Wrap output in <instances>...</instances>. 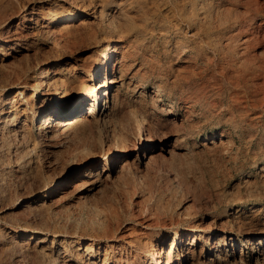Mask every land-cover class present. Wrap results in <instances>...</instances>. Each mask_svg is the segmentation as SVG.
Listing matches in <instances>:
<instances>
[{
    "label": "rangeland",
    "instance_id": "1",
    "mask_svg": "<svg viewBox=\"0 0 264 264\" xmlns=\"http://www.w3.org/2000/svg\"><path fill=\"white\" fill-rule=\"evenodd\" d=\"M171 1L0 0V101L5 92L3 87L16 76L17 66L32 65L33 70L30 74L33 79L38 75L35 72L36 68L38 70L40 66L55 61L74 64L72 66L79 68L85 63L91 64L95 60H101L103 54L108 51L106 44L113 41L125 44V49L131 56L130 63L133 62V66L130 67L132 72L128 73V76L136 68L140 69L139 74L133 77L131 85L140 83L143 89L140 100L138 98L139 101H136L131 98L132 86L125 84L128 89L125 87L124 93L128 92L127 96L131 100L121 107L123 113L118 112L109 127L110 132L105 131L102 119L99 118L100 134L95 137V143L99 145L97 147L105 152L106 137L111 135L110 139L115 138L125 146L123 147L127 149L128 155L121 158L115 170L108 168L100 190L92 200L93 203L73 200L76 205L73 203L72 208H64L65 210L60 206H52L29 214L20 212L22 209L20 201L24 194L47 179L46 168L39 167L41 175L39 172L38 175L26 174L28 177L24 173L19 175L14 170H8V167L9 164L15 163L14 150L20 151L22 146L14 142V146L12 144L8 147L10 154L6 153L8 148L0 150V167L3 164L0 168V264H57L58 256L50 251V247L41 249L37 246L33 250L30 249L31 251L29 248L23 250L22 253L17 243L10 240L15 230L22 233L29 229L37 230L39 235L47 229L50 233L41 244L50 246L52 240H62L66 244V249L70 251L77 248L84 250L88 241H92L89 237H95L96 240L88 244V247L92 249L100 246L102 257L104 252H108L109 257L113 258L112 249H117L118 243H122L119 245L122 253L128 254L129 262L136 261V264H149L148 251L151 248L159 251L164 238L169 235V240L172 239L176 230L179 231L183 242L190 241L193 233L198 235L203 232L204 237L195 244L196 256L191 264H208L212 260L214 264L226 262L229 264L236 254L240 253L241 247L248 245V262L254 264L246 233L248 223L244 219L246 214L255 211L264 217V7H261L264 0ZM69 11H80L85 15L67 22L68 28L61 29L58 34L65 37H60L57 45L53 46L44 40L42 34L33 27L36 21L39 23L36 26H40L54 14ZM62 23L57 21L55 27L60 28ZM11 36L18 38L15 42L20 48H10L7 45ZM247 36H256L260 40H252L249 44L244 41ZM207 41L212 50L208 47ZM225 42L230 44L232 52H229L228 58L221 55L223 49L227 50ZM188 44L200 46L202 55L209 57L199 59L197 62H194V59L193 62H185L183 57L192 54L188 51L183 57L177 58L182 46ZM61 45H65V48ZM2 50H10V54L4 55L1 53ZM213 52H217L214 57ZM64 55L66 58L62 59ZM255 63L261 67L252 70ZM243 69L249 77L246 86L240 87L236 80L237 75L245 71ZM96 81L98 78L94 79V82ZM152 95L160 97L159 101L152 102ZM160 108H165L164 112L168 114H162L163 110ZM138 114L144 115L142 123ZM138 126L157 140L161 141L164 138L167 140L166 145L161 147L155 160L150 162L147 168L144 162L142 165L136 158ZM221 130L231 143L228 152L218 153L202 145L206 136ZM7 156L10 158H6ZM37 178H40V182ZM51 181L52 178L48 179V182ZM183 208L185 209L182 210ZM150 218L155 222L145 227L146 220ZM110 219L112 224L109 223ZM115 219L119 223L117 221L115 223ZM138 221H142L141 224ZM67 225L69 228L72 226L73 229L70 228L72 231L75 229L74 231L81 232L79 240L82 243L67 245L68 236L65 232L70 231ZM129 225L136 226L137 231L128 235L124 228ZM116 229L117 231H114ZM223 229L225 238L233 237L236 240L235 255L232 253V242H229L228 259H223L227 254L225 246L221 251L214 249V244L222 235ZM93 230L97 234L92 233ZM113 235L115 237H112ZM169 240L164 244L165 249L169 245ZM112 242L117 245L113 244L111 247ZM41 251L45 253L42 254ZM181 261V264L186 263L184 257ZM173 262L178 264L176 253Z\"/></svg>",
    "mask_w": 264,
    "mask_h": 264
},
{
    "label": "bare ground",
    "instance_id": "2",
    "mask_svg": "<svg viewBox=\"0 0 264 264\" xmlns=\"http://www.w3.org/2000/svg\"><path fill=\"white\" fill-rule=\"evenodd\" d=\"M142 5H143V3H142ZM261 7L263 8L264 4ZM147 11H149V10H147ZM82 15H85V13L80 12V11H69L67 13L62 12L61 14H54L51 18H48L46 20V22L44 24H41L40 26H36V25H39V23L36 21L35 22L36 24L33 27H34V29H36V31H39L42 34V37L44 40H46L49 43H52L54 46V45H57L59 43V38L63 37L62 35L59 36L58 34H60L61 29L63 30L65 27H67L66 25H69V23H67V22L68 21H75V20L79 19L80 17H82ZM147 15H149V14H147ZM180 15H181V13H180ZM6 16H9V15L6 14ZM150 16L152 17V15H150ZM29 17L31 18V16H29ZM147 17H149V16H147ZM159 19H160V17H159ZM3 20H4V18H3ZM185 20H187V19H185ZM57 21L61 22V23L64 21L62 23V26L59 25L60 28L55 27V23ZM157 21H158V19H157ZM183 22H184V20H183ZM187 24H189V23H187ZM74 25H73V27H74ZM59 26H57V27H59ZM115 26H118V25H115ZM145 26H146V24H145ZM71 29H70V31L72 33ZM169 29H168V31H169ZM144 30H146V29H144ZM39 32H37V33H39ZM143 32H145V31H143ZM165 32H167V31L165 30ZM217 32L219 33L218 30H217ZM235 32L237 33V31H235ZM147 33H149V32H147ZM17 35H19V34H17ZM214 35H219V34H214ZM25 36H27V35H25ZM197 36H199V35H197ZM230 36H231V34H230ZM143 37H145V36H143ZM153 37H151V38H153ZM218 37L219 36H217L216 38H218ZM225 37H227V36H225ZM232 37H234V36H232ZM258 37H261V36H258ZM258 37L247 36L244 38V41L248 42L250 44V43H252V40L257 41V39H259ZM17 39L18 38H16L15 36L9 37V39L7 41V45L10 48L11 47L12 48H15V47L20 48V45H18V43L15 42ZM230 39H231V37H230ZM149 40H151V39H149ZM259 40H258V42H259ZM201 41H203V40H201ZM228 42L230 43V41H228ZM31 43H30V45H31ZM61 43H63V42H61ZM225 43L227 44V42H225ZM207 44L209 45L208 47L211 48L209 41H207ZM249 44H247L248 47H249ZM173 46H174V44H173ZM62 47L65 48V45ZM142 47H143V45H142ZM204 47H205V45H204ZM226 48H227V50H224V49L222 50L221 55H223L224 57L227 56V58H228L229 52L231 49L230 44H227ZM233 48H235V47H233ZM233 48H232V50H233ZM106 49L108 51H106L105 53L103 52L104 54H103L101 60H99V59L95 60L91 64L85 63L84 65L80 66L79 68H77V66H72L74 64L70 65L67 63H61L60 61H55V62H52L51 64L48 63L45 66H40L38 68V70H37V68L35 69V72L38 73L36 79H33L31 74H30V72L33 70L32 65L28 64L25 67H22L21 65H19L16 67V70H15V72H16L15 78L12 77L13 79L11 81H9V83H7L3 87L5 92L2 95V100L0 101V150L3 151L5 149H7L8 147L12 146V144L14 142H18L22 146L20 151L14 150V152H13L14 160L13 161L15 163H14V165L9 164L8 170H12V171L14 170V171L18 172L19 175L22 173H24L25 175L37 173V175H38V172L40 174L39 170H41V168L39 169V167H44V168H46V174H47L46 180L41 182V184L39 183L38 186L36 185L35 187H33L29 192H26V194H24L23 198H21L20 204L22 203L21 204L22 209L20 212H23L25 214L26 213L29 214V213H32L34 211L38 212V210H40V209H44V208L52 207V206L53 207L60 206V207H63V209L64 208H72L73 203H74L73 200L74 201L76 200L78 202H79V200H82L81 202L91 203V201L93 200V198L96 195V192L98 194V190H100L99 188L102 184V180L104 179V177L107 174L108 168H110L111 170H115L117 167V164H119L121 158H123L128 153L127 149L124 148L125 146L123 145L124 146L123 147L122 144L117 139H115V138L110 139L109 138L111 135L109 137H106L107 138L106 143L103 141L106 145V148H105L106 151L105 152H103L99 147H97L99 145H96V143H95V137L100 132V127H101V124L99 122V118L102 119V123H103V126L105 128V131L109 130V132H110L109 127H110L112 121L114 120V118L117 116L118 112L121 111V107L125 106V104L128 102V100L129 101L131 100V99H129V96H127V94H129V93L128 92L124 93L123 89L125 87L127 88V86H125V84H128V85L130 84L129 86H132L131 84H133V82H131V81L133 80V77L135 75H138L140 72V69L136 68L134 70V72L130 76H128V73L132 72V71H130L131 70L130 67H131L133 62L130 63V61H131V60H129L130 54H128V52H127L128 50L125 49L124 43L121 44L120 41H113L111 43L109 42L106 44ZM98 50H99V48H98ZM118 50H119V52H118ZM211 50H212V48H211ZM179 51L180 52L178 53V55L177 56L175 55L177 58L183 57V55L186 54L188 51L192 52V54H187L183 57L185 62H190V61L191 62H193V61L197 62V61H199V59H204L205 57H207V58L209 57V56L202 55V53L200 52V46L198 47L195 44H188L186 46H182V48ZM247 52H248V50H247ZM1 53L4 55H9L10 50H2ZM215 53H217V52H215ZM215 53H214L213 57L215 56ZM230 53H232V52H230ZM119 54H120V56H118ZM208 55H210V54H208ZM223 56H221V58ZM243 57L244 56H242V59H243ZM65 58H66V56L64 55L62 57V59H65ZM236 58H238V57H236ZM230 60H231V58H230ZM256 64L257 63L254 64L255 66H254V68H252V70H255V69H258L259 67H261V65H259V64L256 65ZM11 67H13V66H11ZM81 69H82V71H78ZM6 70H8V69H6ZM243 70H245V69H243ZM256 72H257V70H256ZM5 73H6V71H5ZM86 73H88V74H86ZM246 73L247 72L245 70L244 72L237 75L236 81H238V84H240V87H241V85L246 86V82H248L247 77H249V76H246ZM11 74H12V72H11ZM248 75H250V74H248ZM256 77H258V76H256ZM97 78H98V81L94 82V79H97ZM127 78H128V80H127ZM252 78H253V76H252ZM91 82H92V86H91ZM130 90L132 91L131 98L133 100L139 101L140 100L139 97L141 96V93L143 92V89H142L140 83L134 84ZM254 91H255V89H254ZM138 98H139V100H138ZM159 98L155 95L154 96L152 95V102L159 101ZM136 103H138V102H136ZM136 105H138V104H136ZM160 109L163 110L162 114H168V112L167 113L164 112V111H166L165 108H160ZM138 117H139L140 122L142 123L144 121V115L138 114ZM126 125H129V124H126ZM124 127H125V125H124ZM126 128H127V126H126ZM137 130H138L137 134H138L139 142L137 143L136 148H135V150L137 151L136 152V158H137V161L139 163H141L142 165L145 164L146 168H147V165L150 162H153L155 160L156 155L159 153V150L161 149V147L163 145H166L167 140L164 138L163 140L160 141V140L153 138L151 134H148L145 131H143L144 129L141 128L140 126H138ZM105 133H107V132H105ZM115 133L116 132H114V134ZM202 145L207 147V148H211V150H215V152L223 154L226 151L228 152L227 149L229 148L231 143H230V140L228 138H226L225 132L223 130H221L218 133H213L209 136H206L202 141ZM13 146H14V144H13ZM18 146H16V147H18ZM9 150L10 149L8 148V152H6V153L10 154L11 151H9ZM3 153H5V152H3ZM8 157L9 156H7L6 158H8ZM9 160H11V159H9ZM143 162H144V164H143ZM1 166L3 167V164ZM2 167H0V168H2ZM119 169H121V168H119ZM262 169H263V167H262ZM4 171H6V170H4ZM41 173H43V172H41ZM43 174H45V173H43ZM147 174H149V173H147ZM26 176L28 177V175H26ZM119 176H121V175H119ZM39 177H41V176H39ZM50 178H52V181L48 182V179H50ZM39 179H38V182H40ZM140 181H142V180H140ZM140 181H138V182L142 183ZM27 182H29V181H27ZM59 185H61V187ZM141 185L142 184H140V186ZM58 186L61 189L59 188V190L57 191L56 189ZM234 202H236V201H234ZM92 203H93V201H92ZM147 206H149V205H147ZM185 208H186V206H185ZM185 208H183L182 210H184ZM175 209H177V208H175ZM70 211H71V209H70ZM157 211H158V209H157ZM179 211H180V209H179ZM187 211H189V210H187ZM113 213H115V212H113ZM147 213H149V212H147ZM155 213H157V212H155ZM155 213H153V214L155 215ZM163 213H164V211H163ZM50 214H52V213H50ZM144 214H145V212H144ZM166 214H164V215H166ZM115 215H117V214L115 213ZM156 215H158V214H156ZM183 215H186V214H183ZM111 216L114 217L113 215H111ZM149 216H150V214H149ZM118 217H120V216H118ZM56 218H58V217H56ZM109 218H110V216H109ZM37 219H39V218H37ZM104 219H106V218H104ZM150 219L146 220L145 227H148L153 222H155V221H153V218L151 220ZM237 219H238V217H237ZM48 220H50V219H48ZM244 220L248 223V230L246 229V233H248L247 239H248V242L250 244V249L252 250V256L254 257V264H264V217L261 216L257 211H255V212H252L248 215L246 214V219H244ZM109 221H110L109 222L110 224L113 223V222H111V219ZM114 221H115V223H116V221H117V223H119L117 219H115ZM161 221H162V219H161ZM42 222H43V220H42ZM141 222L142 221H140L139 223L141 224ZM106 225H107L106 227L109 226L108 221H107ZM118 225L119 224H117V227H119ZM56 227H58V226L56 225ZM67 227H68V225H67ZM92 227H93V225H92ZM110 227H113V226H110ZM135 227H134V225H129V226H127V228L126 227L124 228L125 229L124 231H126V233L129 235V234L137 231ZM70 228H72V226ZM99 228L101 229V227H99ZM72 229H70V231L65 232V234L68 236L67 245L71 244V243H75V242L82 243L79 240V238L81 236V234H80L81 232L78 233L77 231H74L75 229L73 231H72ZM96 230L98 231V229H96ZM114 231H117V229ZM221 232H222L221 233L222 235L219 234L220 236H219V239L217 240V242L214 244V249H215V251L216 250L221 251L223 249V246H225L226 247L225 250H226L227 254L223 259H226L227 256L229 255V253H228V251H229L228 245L230 244L229 242H232L231 243L232 248H233L232 253H234V255H235L234 249H235V244H236L235 241L236 240L233 237H231L230 239L228 237L225 238L224 237L225 236V229H223ZM48 233H50V232L47 229H46V231H43L41 235H39L38 231L34 230V229L25 230L22 233L18 230H15L12 233L10 240H12V242L14 241L15 244L17 243V246L19 247V249L22 253L24 252L23 250H26L28 248H29V250L30 249L33 250V248H36L37 246H40L41 249H44L46 247H50V251L52 253L57 254V256H58L57 257L58 260H56L57 264H123V261H125V264H136L135 263L136 261L135 262H129L128 254L125 255L122 253L121 246L119 247V245H122V243L117 242L118 248L115 250L112 249L113 258L109 257L108 252H104L103 257H102L100 246H98L97 248H92V249H89V247H88V244H91V243H93V241L96 240L95 237H89V239L92 241H88L86 248L84 250H80V248L76 247L77 249L75 248L76 249L75 251H70L69 249H66V244H64L62 240H60V241L59 240L58 241L52 240V243L50 244V246H49V244L48 245L47 244L46 245L41 244L43 241H46ZM92 233H94V230ZM100 234H102V233H100ZM127 234H125L126 237H127ZM25 237H26V239H25ZM112 237H115V235H113ZM203 237H204L203 232L199 233L198 235L196 233H193L192 239L190 241H187V242L184 241L183 242L181 240L179 231L176 230L174 232V236L172 239L169 240V235L164 238L162 247L159 251L156 250L155 248H151L148 251L147 254L150 257L149 258L150 259L149 264H175V262H173V258H174L175 253L177 254V257H178V264H181V262H182L181 260L183 257H184V262H186L184 264H191L193 258L196 256L195 248H194L195 244L198 241L202 240ZM122 238H124V236ZM116 240H117V238H116ZM167 240H169V245L165 249L164 244ZM9 242H11V241H9ZM113 244H116V243L112 242L110 244L111 247L114 246ZM248 246H242L240 253L238 255L236 254L233 261H230V263L229 262L228 263L229 264H249V262H248V255L249 254L247 255V247ZM71 250H72V248H71ZM42 251H41V253H42ZM46 252H48V251H46ZM62 252H63V254H62ZM43 253H45V252H43ZM21 254H19V255H21ZM22 256H23V254H22ZM43 256H45V255H43ZM219 256L220 255L218 253V257ZM19 258H21V257H19ZM55 262H53V263H55ZM208 264H214L213 260L210 261ZM226 264H227V262H226Z\"/></svg>",
    "mask_w": 264,
    "mask_h": 264
}]
</instances>
